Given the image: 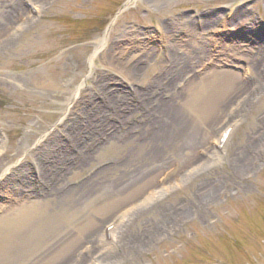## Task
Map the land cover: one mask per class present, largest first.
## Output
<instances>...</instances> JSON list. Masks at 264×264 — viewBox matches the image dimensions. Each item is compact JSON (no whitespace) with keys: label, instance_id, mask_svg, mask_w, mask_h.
I'll return each instance as SVG.
<instances>
[{"label":"rangeland","instance_id":"1","mask_svg":"<svg viewBox=\"0 0 264 264\" xmlns=\"http://www.w3.org/2000/svg\"><path fill=\"white\" fill-rule=\"evenodd\" d=\"M0 150V264H264V0H0Z\"/></svg>","mask_w":264,"mask_h":264},{"label":"bare ground","instance_id":"2","mask_svg":"<svg viewBox=\"0 0 264 264\" xmlns=\"http://www.w3.org/2000/svg\"><path fill=\"white\" fill-rule=\"evenodd\" d=\"M18 5L19 4H17V2H15L13 6H15L16 8L19 9L20 7ZM131 74H134V73H131ZM132 77H134V76L132 75ZM175 77L176 76H174L172 78V80ZM194 78H195V76L192 79H194ZM199 79L200 78H198V80ZM210 79L211 78H209V80ZM225 79H227V81H225L226 82L225 84L223 83L222 80H220L218 82L223 83L224 85H226L230 89H233V88H236V87H239V86L243 87V85H241V82L237 79V77L235 78L234 76H231V77L230 76H226L224 78V80ZM209 80L203 79V80H200L198 82L196 80V85L193 86V90L191 91V93L195 96L196 99L208 98L210 96V92H211V89L213 87L211 88V84H210L211 82L209 83ZM218 82H217V84L213 83L212 86L221 85V83H218ZM190 84H193V82H191ZM36 85L40 86V87H49V83L46 82L44 79H39L38 81H36ZM138 87L134 86V89H133L132 93H133V98H135V100L137 99L136 100V102H137L136 106L138 107V110L139 109L142 110L139 107H142L140 102H142L141 99H142V97L145 94H144V92H142V90H140V88H142V87H140V88H138ZM178 92L179 93L173 92L167 100H164V98L161 99V97H158V99L156 100V103L157 102L158 103L154 106V108L149 109V112H147V113L145 111H143L145 113L142 114V116L140 117L145 122L146 127L149 126V129H153L154 132H156L159 129H161L162 132L155 133L156 135H158V138H155V142H157V146L158 147H165L164 142H168L169 139H173L174 138V141H177V139H181V138L186 137V131H188V129H184V130L181 131V129H179L178 127H175V126H182V125L179 124L176 121V119H175V116H176V108L174 107V102L175 101L173 102L170 99L171 98H173V99L175 98V100H178V99H181V97H185L186 98V97H188V95H186V93L183 94V91H181V92L178 91ZM116 122L119 125V132L116 133V137L119 140L127 141V138H126L125 132H124L125 130H123V129H127V126H123L121 121L120 122L116 121ZM102 126L105 128L104 124ZM170 126L171 127H175V128L174 129H165V127H170ZM225 129H231V124L227 125V127ZM220 141H221V137H220V140L218 142H220ZM84 146H85V144H84ZM84 146L82 145L80 147L81 148L80 149L81 152H80V154L78 156H75L76 154L74 155L76 163L77 162L84 163L85 160H88L89 155H87L84 152V150H85ZM154 152L155 151H152L151 154L154 153ZM37 164H38V162H37ZM205 164H207V163H205ZM40 168L43 169L42 166ZM39 173H40V179H43V177H41L42 176L41 171ZM55 174H56V176H58V178L56 180V183H57V181H59L62 176L59 174V171H57ZM22 175H24V174H21V176ZM23 177H25V181L27 182V184H29L30 179L28 178V176L24 175ZM25 181L23 179L21 183H23ZM90 196H91V192L85 191V192H83L81 194L80 198L82 197L81 200H83V199L89 198ZM153 196H154L153 192H148L142 198L141 202L144 203V204L148 203L149 201H151L153 199ZM154 198H156V196ZM129 209H130V206L126 205L124 207V209L122 211L118 212L116 215H114L112 217V219L108 223H105V225L103 226V229H104V232H105L104 239H107L108 237L112 236L113 231L119 226V224H121L123 221H125V219L127 218V213L129 212L128 211ZM133 244H135V243H133Z\"/></svg>","mask_w":264,"mask_h":264}]
</instances>
